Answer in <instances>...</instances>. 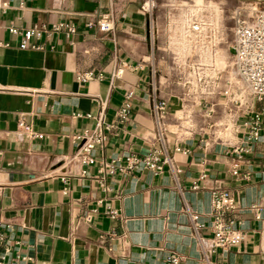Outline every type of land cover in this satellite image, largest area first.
Instances as JSON below:
<instances>
[{
	"label": "crops",
	"instance_id": "0c3cea01",
	"mask_svg": "<svg viewBox=\"0 0 264 264\" xmlns=\"http://www.w3.org/2000/svg\"><path fill=\"white\" fill-rule=\"evenodd\" d=\"M0 1L7 5L0 12L1 264H167L171 253L178 264H200L194 226L208 246L214 189L233 196L231 219L242 239L216 249L210 261L264 264V126L237 158L231 149L244 144L243 130L217 142L194 124V113L188 118L191 104L163 72L145 0ZM109 4L113 31L88 28ZM59 23L75 27L70 41L62 32L42 34L19 48L23 31ZM83 74L92 78L79 80ZM155 98L166 103L165 146L176 179L167 164L155 173L125 162L160 148ZM125 104L120 122L116 114ZM100 114L113 127L93 152V165L83 166L72 160L73 137L90 131ZM21 115L41 138L18 129Z\"/></svg>",
	"mask_w": 264,
	"mask_h": 264
},
{
	"label": "built area",
	"instance_id": "2783aa9c",
	"mask_svg": "<svg viewBox=\"0 0 264 264\" xmlns=\"http://www.w3.org/2000/svg\"><path fill=\"white\" fill-rule=\"evenodd\" d=\"M255 1L260 2L262 0ZM111 8V4H109L108 9L98 15L95 24L89 23L87 27L91 28L96 26L101 33H111L114 28V18ZM141 8L151 19V38L154 43L157 25H155V20L153 18V0H145ZM6 9V3L0 1V12ZM251 17V22H248L241 18V14H238L235 21L231 45L232 78L225 81V89L222 90V94L229 98L230 103L238 104V108L245 105V109L243 110V112H245V119L240 122H235L234 131H244V144L235 145L231 149V154L235 155L237 158L249 149L245 144L251 145L259 140L261 129L264 126V108H256V105L264 104V10L254 12ZM75 30L73 25L65 23L54 25L51 29H46L44 27L28 29L22 32L23 41L20 43L19 48H28L27 43L32 39H39L42 34L51 36L52 34L62 32L64 37L70 41ZM215 30V27L205 23L202 19L188 16L179 31L183 34L185 39L200 41L201 39H210V37H213V35H215ZM11 32L15 33L16 31L12 29ZM180 32L178 33V39L180 38ZM29 48L40 49L41 47L30 45ZM176 67L182 70L183 73L174 82L179 88L181 86V88L184 89L182 96L186 99L187 103L191 104V107L185 109L188 118L192 113L209 118L213 112L212 108L198 110V112L194 109V107L199 104V101L203 99L202 96L207 95L205 89L209 87V85L214 84L216 80V77L205 73L209 66L200 63L193 57H185L182 61L176 63ZM121 73L122 69H117L113 76L118 77ZM91 78L92 75L90 74L79 76V80L82 81ZM195 88L201 89V91L197 92ZM127 109L128 105L125 104L118 110L116 114L117 120L122 122L126 118ZM152 111L155 122V140L160 145V148L153 150L148 156L142 159L126 156L125 162L131 168H144L155 173L161 172L163 165L167 164L172 176L176 179L179 171L172 165L171 158L167 155L165 146L166 134L170 133L165 122L167 114L166 103L161 99L155 98L153 100ZM236 111H238V109ZM17 127L22 130L24 135L28 138H41L40 134L35 133L31 127L25 123L23 115L19 117ZM112 127V125L104 121L101 114L95 117L93 128L90 131H84L73 137L75 152L72 156V160H75L83 166L93 165L95 162L93 152L102 147ZM211 140L226 142V140H222L219 137H213ZM236 168L237 166L235 165L232 170L233 175L237 174ZM193 189H196V186ZM235 213L236 203L233 196L228 191L220 189L211 191L209 227L212 237L208 246L204 244V239L199 236L197 227L194 226V235L201 247L200 264H212L210 255L216 249L226 250L235 248L239 245L242 235L231 219V216ZM108 214L114 217L115 212L108 210ZM199 227H203V225L200 224ZM166 262L167 264H178L179 258L174 253H171L166 257Z\"/></svg>",
	"mask_w": 264,
	"mask_h": 264
},
{
	"label": "rangeland",
	"instance_id": "374dc122",
	"mask_svg": "<svg viewBox=\"0 0 264 264\" xmlns=\"http://www.w3.org/2000/svg\"><path fill=\"white\" fill-rule=\"evenodd\" d=\"M153 18L162 60L163 72L174 81L183 73L176 67V63L185 57H193L200 63L209 66L205 72L216 77L214 84L205 89L207 95L194 107L195 111L212 108L209 118L195 114V125L205 126L208 136L219 137L222 140L234 138L235 122L245 119L243 110L245 105L238 108V104L230 103L229 98L222 94L225 81L232 78L231 45L233 30L238 14L241 18L251 22V15L264 10V0H153ZM193 16L216 28L215 35L210 39L200 41L186 39L188 48L181 49L178 44V33L185 19ZM158 42V41H157ZM211 72V73H210ZM218 73V74H217ZM216 74V75H214ZM180 86V91L183 92ZM197 92L201 89L195 88ZM258 108H264L260 104ZM238 109V111H236Z\"/></svg>",
	"mask_w": 264,
	"mask_h": 264
},
{
	"label": "bare ground",
	"instance_id": "6f19581e",
	"mask_svg": "<svg viewBox=\"0 0 264 264\" xmlns=\"http://www.w3.org/2000/svg\"><path fill=\"white\" fill-rule=\"evenodd\" d=\"M178 44H179V48H181L183 50L186 47L188 48V45L186 44V39L181 32H180V38L178 40Z\"/></svg>",
	"mask_w": 264,
	"mask_h": 264
}]
</instances>
